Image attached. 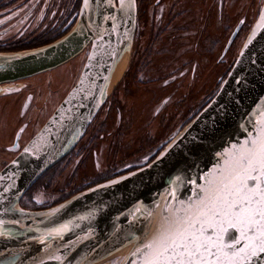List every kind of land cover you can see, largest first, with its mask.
I'll list each match as a JSON object with an SVG mask.
<instances>
[{
	"label": "water",
	"instance_id": "water-1",
	"mask_svg": "<svg viewBox=\"0 0 264 264\" xmlns=\"http://www.w3.org/2000/svg\"><path fill=\"white\" fill-rule=\"evenodd\" d=\"M135 29L136 0H81L76 23L64 36L35 49L0 52V85L86 55L75 84L0 171V264H91L131 242L119 264H144V246L202 195L224 154L264 126L263 4L216 94L152 161L49 208L22 209L23 195L72 151L98 113ZM251 264H264V254Z\"/></svg>",
	"mask_w": 264,
	"mask_h": 264
},
{
	"label": "rangeland",
	"instance_id": "rangeland-1",
	"mask_svg": "<svg viewBox=\"0 0 264 264\" xmlns=\"http://www.w3.org/2000/svg\"><path fill=\"white\" fill-rule=\"evenodd\" d=\"M158 1L136 0V29L122 77L72 151L20 200L22 209L51 207L81 188L151 161L216 94L264 4ZM78 12L75 0H0V52L57 40L71 30ZM85 57L84 51L26 80L36 96L34 132L75 84ZM10 115L14 120L17 111Z\"/></svg>",
	"mask_w": 264,
	"mask_h": 264
},
{
	"label": "snow or ice",
	"instance_id": "snow-or-ice-1",
	"mask_svg": "<svg viewBox=\"0 0 264 264\" xmlns=\"http://www.w3.org/2000/svg\"><path fill=\"white\" fill-rule=\"evenodd\" d=\"M224 155L202 195L144 246V264H251L264 254V126Z\"/></svg>",
	"mask_w": 264,
	"mask_h": 264
},
{
	"label": "flooded vegetation",
	"instance_id": "flooded-vegetation-1",
	"mask_svg": "<svg viewBox=\"0 0 264 264\" xmlns=\"http://www.w3.org/2000/svg\"><path fill=\"white\" fill-rule=\"evenodd\" d=\"M158 2L160 3L161 0H159ZM80 3H81V0H75V6L78 7V10L80 7ZM234 32L236 35V31H233V33ZM231 35L229 36L223 48L221 57L225 55L226 51L228 50V48L233 42L235 35L231 43L229 44V46L226 48V45ZM27 79H30V78H27ZM27 79L20 80L18 82L9 83V84L0 85V171L7 163H9L22 150V148L28 143V141L32 138V136L37 132V131L36 132L33 131L34 130L33 128L34 108H35V105H34L35 102L33 101L36 96H35V91L32 88H30V85L26 82ZM13 110L17 111V117L14 120L10 115V113L13 112ZM154 158H152L151 161ZM141 167L127 170L125 172H122L119 175L110 176L108 178L106 177L103 180H100L98 182H95L93 184H90L84 188L77 190L72 195L88 187H91L95 184H98V183L110 180L112 178L118 177L120 175L129 173ZM41 209H46V208H38L34 210H41Z\"/></svg>",
	"mask_w": 264,
	"mask_h": 264
},
{
	"label": "bare ground",
	"instance_id": "bare-ground-1",
	"mask_svg": "<svg viewBox=\"0 0 264 264\" xmlns=\"http://www.w3.org/2000/svg\"><path fill=\"white\" fill-rule=\"evenodd\" d=\"M127 60H128V54H124V56H122V58L118 61L117 65L114 68V70L110 76V79L107 83L105 96L108 95V93L111 91L112 87L122 77V75L126 69V66H127ZM133 244H134V242H131L127 246H124L123 248H121V249L109 254L108 256L100 259L99 261H96V262L91 263V264H110L112 261H116L119 258L122 259L130 251Z\"/></svg>",
	"mask_w": 264,
	"mask_h": 264
},
{
	"label": "trees",
	"instance_id": "trees-1",
	"mask_svg": "<svg viewBox=\"0 0 264 264\" xmlns=\"http://www.w3.org/2000/svg\"><path fill=\"white\" fill-rule=\"evenodd\" d=\"M58 37V36H57ZM51 41H54V38H51V39H48V40H46V41H44L42 44H48V43H50ZM34 47H36V46H31V47H24V48H13V49H7V50H2V51H12V52H16V51H19V50H25V49H29V48H34ZM64 160V159H63ZM63 160H61L60 162H58L56 165H54L51 169H49L45 174H43L37 181H36V183L23 195V197H22V200H23V198L28 194V192H30L31 191V189L36 185V184H38L37 182H39L41 179H43L44 177L45 178H47L46 176L49 174V173H51L53 170H55L58 166H59V164L63 161ZM20 203H21V201H20ZM38 209V208H37Z\"/></svg>",
	"mask_w": 264,
	"mask_h": 264
}]
</instances>
